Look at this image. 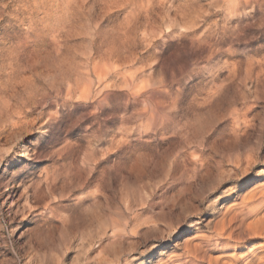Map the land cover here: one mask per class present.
<instances>
[{"label":"rangeland","instance_id":"rangeland-1","mask_svg":"<svg viewBox=\"0 0 264 264\" xmlns=\"http://www.w3.org/2000/svg\"><path fill=\"white\" fill-rule=\"evenodd\" d=\"M208 1L0 0V264H169L264 191V13Z\"/></svg>","mask_w":264,"mask_h":264},{"label":"bare ground","instance_id":"bare-ground-1","mask_svg":"<svg viewBox=\"0 0 264 264\" xmlns=\"http://www.w3.org/2000/svg\"><path fill=\"white\" fill-rule=\"evenodd\" d=\"M123 1L125 3V10L132 7V10L136 14L133 22L130 23L148 22L149 20L147 19L153 16L158 7L156 3L164 2L163 5L166 2L167 4L169 3V0ZM207 6L212 7L213 11L207 12L203 8V12L201 8L194 10L197 15H195L197 24L208 21L220 9L222 11L224 10L227 14L224 20L225 26L232 24L235 20L239 21L238 18L244 13L248 16L256 15V12L264 13V0H209ZM193 7V4L187 3L184 7L186 9L185 11L177 10V12L184 14V12L190 10L189 8L192 9ZM143 18L145 19L143 20ZM197 24L195 25L198 26ZM221 34L218 33L215 36L223 37L224 32ZM205 128H207V125L203 129ZM200 168L202 169V173L204 171L207 172L208 165L206 163L200 164ZM182 207L185 211H191L196 208L194 206L187 207L185 203H182ZM225 214L222 222L220 221L221 225H218L220 227L216 229L215 235L212 238L205 239L192 247H187L183 256L176 257L169 264H264V191L251 197L245 205L228 211ZM237 244H247L248 246L239 249L235 248Z\"/></svg>","mask_w":264,"mask_h":264}]
</instances>
